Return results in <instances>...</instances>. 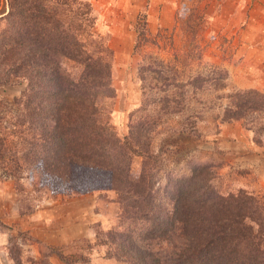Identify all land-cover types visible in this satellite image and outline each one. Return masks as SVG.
<instances>
[{"label": "rangeland", "instance_id": "1", "mask_svg": "<svg viewBox=\"0 0 264 264\" xmlns=\"http://www.w3.org/2000/svg\"><path fill=\"white\" fill-rule=\"evenodd\" d=\"M86 1L95 9L96 31L107 38L115 54L113 85L117 97L110 117L112 126L119 136L125 137L131 125L147 119L148 123L156 121L158 124L143 139L146 154H138L139 149H135L137 154H132L128 177L131 180L124 182L121 188H125L121 190L107 189L100 186L103 182H98L94 186L100 187L86 193L52 196L43 188L50 174H44L36 164L31 169L25 167L24 176L18 180L16 174L5 175L0 166V188L4 192L0 194V209L16 203L22 215H29L45 201L91 194L93 209L102 214L91 224L92 240L86 238L73 244L69 253L38 242L29 231L15 227V223L10 231L0 221L1 230L16 234L8 247L12 264H53V257H59L62 264H87L95 254L116 258L124 264L151 262L149 257L145 262L139 259L140 255L130 246V238L137 239V246L146 247L165 264L164 255L174 256L184 244L181 238H175L183 233L178 223L169 229L172 242L161 238V232L151 239L148 247L141 237L149 228L159 231L166 227L157 216L167 220L172 215L176 194L185 185L184 180L197 167L201 170L206 165L202 174L211 178V185L225 196L241 194L240 198L248 199L241 204L242 212L249 217L246 222L256 231L264 229V147L255 142L254 132L248 130L242 120H222L231 89L257 88L264 92V62L259 65L251 59H243L248 48L241 43L244 26L219 19V9L226 8L233 0ZM243 1L244 10L262 2ZM145 17L151 32L150 41L136 50L137 26ZM253 32L254 29L251 32L254 38ZM150 54L165 62L171 60L185 82L198 77L197 87L186 86L189 96L183 112H165L155 101L143 102L139 71L142 64L150 62L146 56ZM255 67L260 69L255 71ZM225 69L229 72L228 85L221 88L216 78ZM26 88V81L18 79L0 85V117L4 116L8 122L13 120L19 109L13 100L22 96ZM192 122L197 123L195 133L184 127ZM4 124H0L1 139ZM13 137L9 134L8 142ZM261 235L264 238V232ZM2 256L7 255L2 253Z\"/></svg>", "mask_w": 264, "mask_h": 264}, {"label": "trees", "instance_id": "2", "mask_svg": "<svg viewBox=\"0 0 264 264\" xmlns=\"http://www.w3.org/2000/svg\"><path fill=\"white\" fill-rule=\"evenodd\" d=\"M94 12L86 0H0V85L14 79L27 83L22 96L13 100L19 108L13 120L0 117V124L5 121L0 166L5 175L16 174L18 180L25 167L36 164L50 174L43 188L52 196L86 193L100 186L124 189L123 183L131 180L132 154L137 149L146 154L143 139L158 124L147 119L131 125L125 137L112 126L115 54L107 38L96 31ZM137 32L139 50L150 41L146 17ZM146 56L150 62L139 71L143 102L155 101L165 112H183L189 96L186 86L197 87L198 77L185 82L171 60ZM228 78L225 69L216 81L225 88ZM227 99L223 122L242 120L264 147V92L231 89ZM186 125L188 132L198 131L196 122ZM9 134L14 135L11 142ZM199 168L179 188L172 215L167 220L157 216L166 227L149 228L141 240L149 247L162 232L161 238L172 242L169 229L178 223L183 233L175 238L184 244L174 256L164 255L165 264H264V229L249 226V217L242 212L241 204L248 199L241 194L225 196L202 174L207 165ZM98 182L103 184L94 186ZM129 241L142 262L149 257L151 262L145 264H163L146 247L137 246V239Z\"/></svg>", "mask_w": 264, "mask_h": 264}, {"label": "crops", "instance_id": "3", "mask_svg": "<svg viewBox=\"0 0 264 264\" xmlns=\"http://www.w3.org/2000/svg\"><path fill=\"white\" fill-rule=\"evenodd\" d=\"M244 4L243 0H233L232 4L229 2L226 8L222 6L219 9V19L220 21H229L232 25L239 23V27L244 26L241 43L247 45L248 48L244 52L243 59H251L259 62L260 65V62H264V3L249 6L247 10H244ZM253 29L254 38L251 33ZM257 67H255V71L260 69ZM1 193L4 192L0 188ZM48 202H43L39 209L29 215H22L16 203L5 205L0 209V221L4 222V226L8 229L15 223L14 226L19 227L20 231H29V235L38 242L61 250L63 253H69L73 244H79L86 238L89 241L92 240L94 232L91 224L97 221L98 215L102 217V214L93 209L94 199L91 194L72 196L64 200H49ZM15 235L5 232V229H0V264H12L8 247ZM2 253H6V258H3ZM59 259V257H53V264H62ZM118 263L124 264L116 258L95 254L87 264Z\"/></svg>", "mask_w": 264, "mask_h": 264}]
</instances>
